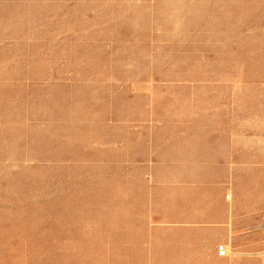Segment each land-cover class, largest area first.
<instances>
[{
    "label": "rangeland",
    "instance_id": "1",
    "mask_svg": "<svg viewBox=\"0 0 264 264\" xmlns=\"http://www.w3.org/2000/svg\"><path fill=\"white\" fill-rule=\"evenodd\" d=\"M236 134L241 247L142 245L145 159ZM0 264H264V0H0Z\"/></svg>",
    "mask_w": 264,
    "mask_h": 264
},
{
    "label": "crops",
    "instance_id": "2",
    "mask_svg": "<svg viewBox=\"0 0 264 264\" xmlns=\"http://www.w3.org/2000/svg\"><path fill=\"white\" fill-rule=\"evenodd\" d=\"M232 137L231 143L225 144L223 139L212 143L211 155L201 152L166 161L145 159L151 174L144 214L146 222L153 226L138 232L139 237L145 238L142 245L148 243L149 237L185 236L198 244L200 237L207 236L213 245L225 242L240 246L236 243L248 236L249 220L245 215L249 209L236 188L241 180L238 174L246 164L235 155L241 149L236 142L241 141L242 135ZM224 152L229 155L224 156ZM200 165L201 171L194 169ZM192 174H201V179ZM261 210L262 206L256 204L250 212Z\"/></svg>",
    "mask_w": 264,
    "mask_h": 264
}]
</instances>
